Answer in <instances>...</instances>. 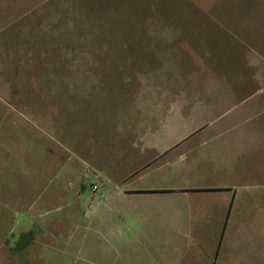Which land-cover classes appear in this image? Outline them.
Wrapping results in <instances>:
<instances>
[{"label": "rangeland", "instance_id": "374dc122", "mask_svg": "<svg viewBox=\"0 0 264 264\" xmlns=\"http://www.w3.org/2000/svg\"><path fill=\"white\" fill-rule=\"evenodd\" d=\"M0 107V264H161L143 256L160 243L101 229L107 186L134 131L191 134L224 112L194 134L250 142L220 176L243 206L222 264H264V0H0ZM41 206L43 244L10 250Z\"/></svg>", "mask_w": 264, "mask_h": 264}, {"label": "crops", "instance_id": "0c3cea01", "mask_svg": "<svg viewBox=\"0 0 264 264\" xmlns=\"http://www.w3.org/2000/svg\"><path fill=\"white\" fill-rule=\"evenodd\" d=\"M216 119L209 122L204 118L205 122L195 126L191 134L169 138L156 136L160 125L151 126L145 133L133 129L134 164L130 168L119 166L121 173L117 170L115 179L121 184L107 186L110 194L105 200H109L103 203L104 209L98 217L104 233L115 234L122 240L131 233V240L138 241L146 249L160 243L162 251L156 259L154 253L145 251L143 256L147 262L222 264L226 260L224 256L230 250L234 226L243 221L240 217L243 206L236 205L238 190L220 181V176L230 175L228 172L233 169L229 158L235 153L249 152L250 142L194 135L214 124ZM236 143L238 147L232 146ZM203 196L215 197L210 203ZM196 199L205 200L197 205L199 200ZM90 205L91 202L89 208L92 210L85 216L87 220L97 210ZM37 212L42 222L40 225L34 222L33 226L41 229L24 250L33 243H41L42 236L46 235L43 231L50 233L48 208L41 206ZM77 214L68 216L72 232L80 226ZM13 246L10 244L9 249L14 250ZM142 254L134 253L141 258Z\"/></svg>", "mask_w": 264, "mask_h": 264}, {"label": "trees", "instance_id": "16d2710c", "mask_svg": "<svg viewBox=\"0 0 264 264\" xmlns=\"http://www.w3.org/2000/svg\"><path fill=\"white\" fill-rule=\"evenodd\" d=\"M36 232V226H33L27 231L21 232L15 240L13 249L18 251L24 250L35 239Z\"/></svg>", "mask_w": 264, "mask_h": 264}]
</instances>
